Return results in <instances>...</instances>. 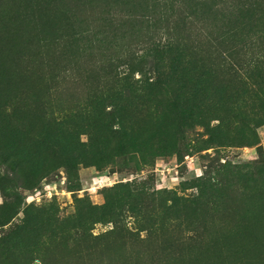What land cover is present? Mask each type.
<instances>
[{
  "label": "rangeland",
  "instance_id": "rangeland-1",
  "mask_svg": "<svg viewBox=\"0 0 264 264\" xmlns=\"http://www.w3.org/2000/svg\"><path fill=\"white\" fill-rule=\"evenodd\" d=\"M170 2L0 0V264H264L247 115L264 82L220 69L264 61V2ZM159 40L203 79V125L179 124L177 78L148 69Z\"/></svg>",
  "mask_w": 264,
  "mask_h": 264
},
{
  "label": "trees",
  "instance_id": "trees-1",
  "mask_svg": "<svg viewBox=\"0 0 264 264\" xmlns=\"http://www.w3.org/2000/svg\"><path fill=\"white\" fill-rule=\"evenodd\" d=\"M238 2V5L242 8H246L248 5L252 3H256L257 0H235ZM261 2H264V0H260ZM177 4H183L187 3L189 6L190 0H171L169 4L172 3ZM199 3H202L201 1ZM177 36V34H176ZM155 39H163L161 37H157ZM172 39H176L175 35L172 37ZM153 49H155L156 52L163 53L165 56H154L148 63V69L154 73H161V71H168L172 73V76L175 77V81L173 84L177 89L180 90L179 98L180 101L186 104L190 103V106L186 107V112L184 114L183 110L184 107L178 108V113L176 115V119L179 120V124L181 125H203L205 121L208 119L205 115H197L195 113V110L198 108V105L201 104L205 98H204V91H203V79L198 77L192 69V64L190 63L188 57V53L186 52V49L184 48V45L176 44L169 46L167 43H162V41H158L154 43ZM264 61L260 58H256L254 60H248L247 62H243L241 64H237L235 62H227L222 63L220 65L221 70H226L230 75L234 76L237 80H244L245 79H252L254 80V86L259 90V83L264 82V68H263ZM112 64L110 63L109 66ZM123 77H120V79L127 78V73H123ZM140 80H135L133 85H136L137 82ZM157 81V80H156ZM148 81H146L147 83ZM158 83V81H157ZM262 104H258L256 107H253V110H251L249 115L252 118V121L255 123H262L264 122V114L261 113ZM138 111H141L142 109H137ZM112 112H107V114H110ZM184 114V115H183ZM110 132L114 134H120L124 133L127 129V121L125 120H117L116 121V129H112L109 127ZM252 135L255 136V132H252ZM120 137L122 135H119ZM118 136V137H119ZM168 136V132H164V136L162 139H166ZM39 140V137H38ZM43 140V139H42ZM123 141V138H122ZM105 144V142L103 143ZM165 145V144H164ZM162 146L163 150L169 151L175 148V145H169V146ZM173 198H178V196L173 195ZM108 205V202H105L102 206H100L98 209L100 211H103ZM99 217H95V221L97 222Z\"/></svg>",
  "mask_w": 264,
  "mask_h": 264
}]
</instances>
